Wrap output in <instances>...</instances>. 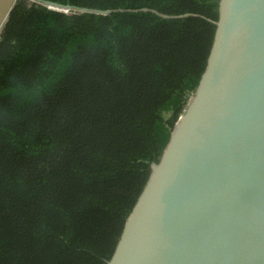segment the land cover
I'll use <instances>...</instances> for the list:
<instances>
[{
	"label": "trees",
	"instance_id": "trees-1",
	"mask_svg": "<svg viewBox=\"0 0 264 264\" xmlns=\"http://www.w3.org/2000/svg\"><path fill=\"white\" fill-rule=\"evenodd\" d=\"M46 1L0 31V264H105L212 38L161 16L218 0Z\"/></svg>",
	"mask_w": 264,
	"mask_h": 264
},
{
	"label": "water",
	"instance_id": "water-1",
	"mask_svg": "<svg viewBox=\"0 0 264 264\" xmlns=\"http://www.w3.org/2000/svg\"><path fill=\"white\" fill-rule=\"evenodd\" d=\"M187 16L213 25L209 50L105 264H264V0L161 17Z\"/></svg>",
	"mask_w": 264,
	"mask_h": 264
},
{
	"label": "rangeland",
	"instance_id": "rangeland-1",
	"mask_svg": "<svg viewBox=\"0 0 264 264\" xmlns=\"http://www.w3.org/2000/svg\"><path fill=\"white\" fill-rule=\"evenodd\" d=\"M13 2H14V0H0V31H1L3 24L9 19L12 10L16 6L17 2H15L14 5H13ZM27 3H28V6L33 4L31 0H28ZM5 18H6V20H5Z\"/></svg>",
	"mask_w": 264,
	"mask_h": 264
},
{
	"label": "built area",
	"instance_id": "built-area-1",
	"mask_svg": "<svg viewBox=\"0 0 264 264\" xmlns=\"http://www.w3.org/2000/svg\"><path fill=\"white\" fill-rule=\"evenodd\" d=\"M60 13L67 14V13H68V11H62V12H60Z\"/></svg>",
	"mask_w": 264,
	"mask_h": 264
},
{
	"label": "bare ground",
	"instance_id": "bare-ground-1",
	"mask_svg": "<svg viewBox=\"0 0 264 264\" xmlns=\"http://www.w3.org/2000/svg\"><path fill=\"white\" fill-rule=\"evenodd\" d=\"M32 1V0H31ZM49 6V5H48ZM51 8H54V7H52V6H50Z\"/></svg>",
	"mask_w": 264,
	"mask_h": 264
}]
</instances>
